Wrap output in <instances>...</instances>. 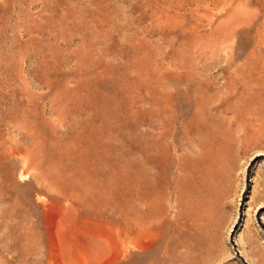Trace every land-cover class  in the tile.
I'll return each instance as SVG.
<instances>
[{"label": "rangeland", "instance_id": "374dc122", "mask_svg": "<svg viewBox=\"0 0 264 264\" xmlns=\"http://www.w3.org/2000/svg\"><path fill=\"white\" fill-rule=\"evenodd\" d=\"M0 264H264V0H0Z\"/></svg>", "mask_w": 264, "mask_h": 264}]
</instances>
